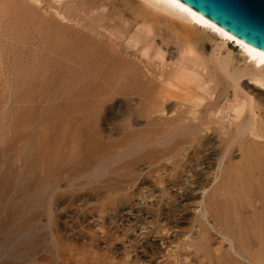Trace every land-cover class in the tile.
Instances as JSON below:
<instances>
[{
    "label": "bare ground",
    "instance_id": "1",
    "mask_svg": "<svg viewBox=\"0 0 264 264\" xmlns=\"http://www.w3.org/2000/svg\"><path fill=\"white\" fill-rule=\"evenodd\" d=\"M155 196L157 232L196 206L164 264H264V52L178 0H0V264H99L88 214Z\"/></svg>",
    "mask_w": 264,
    "mask_h": 264
},
{
    "label": "rangeland",
    "instance_id": "2",
    "mask_svg": "<svg viewBox=\"0 0 264 264\" xmlns=\"http://www.w3.org/2000/svg\"><path fill=\"white\" fill-rule=\"evenodd\" d=\"M106 11H108V9H106ZM130 18H132V17L130 16ZM206 42L208 44V51H210L212 46L214 45V42L210 41V40H206ZM229 46L232 47L233 51L235 52L236 58L238 59L237 61L242 62L243 61L242 56L238 52L237 48L233 46V43H229ZM176 189H177L176 187H173L172 192L175 193ZM180 192H182V191H180ZM157 194H158V192L155 193V195H157ZM141 200L142 199L138 198V197L134 198L132 200V205L135 209L134 214H132L131 212H128L126 210H123L122 214H121V218H124V223L123 224L120 223V225L112 224V225H110L111 228H109L107 225H103L102 226L103 228H100V226L96 225L97 222H94V220H93V218H96V216H94L92 213L88 214V219L85 222V227L87 226L86 227L87 230L85 229L86 230L85 233H86V236H87L89 241L91 239L93 240V238H94V241H95L94 243H96V245H98L101 248V250L97 251V255H98L97 258L100 259V260L97 259V261H99V264H105L104 261L106 260L108 252H112L111 255L115 254L116 256H118V262L120 263L121 262L120 256L123 257V253H124L125 249L132 250L130 252V256H129L130 258L129 259L134 258L135 253H136L134 251V246L136 247V245H138L137 241L141 240V239H142L141 242H145V241L152 242L153 244L156 245V247L158 248V250L160 252L162 251L160 254L157 253L153 258H150V256H148V254L144 257L145 260H151V261H153L154 264H159V263L164 264V261H167L166 257H163L164 253L166 254L169 251L172 252L174 249H176L175 248V242H173V243H171V242L175 240V236L177 235L176 233L185 234L187 232L186 229L190 226V224L188 223L189 221H186L187 220L186 217L191 218L193 216V210L195 209L194 207H196V206L194 204H189L186 211L179 212L182 209V207H184V208L186 207L187 201L182 202V200L177 199L176 204H177L178 210L176 212H174V214L172 212L173 215L170 214L169 220H171L172 223H174L173 225H175L177 220H179L181 217L183 220H185L184 223H182V222L179 223V225L177 227H173L168 233L165 232L164 230L162 232H157L155 229L156 226L160 225V223L163 224V222L165 221V219L163 217H161L162 220H160V222L154 223V216L152 217V214L154 215L153 212L156 211V206L152 207L150 205L152 204V202L156 203L157 196L152 197V198L149 197L147 199V203H148L147 206H146L147 203H144V200H142V201ZM139 201L142 204L138 203ZM148 208H149V210H148ZM150 208H152L153 210ZM145 217H147V218H145ZM174 220H175V222H174ZM152 222H153V224H152ZM117 224H119V223H117ZM145 227H147V228H145ZM128 228H130V230L128 232H126V230ZM110 229H111V231H110ZM152 229H153V231L151 233H148ZM165 229H166V227H165ZM211 231H212L213 237L216 239L218 238V240H219L220 235L214 229H212ZM213 232H216V233H213ZM146 235H147V237H145ZM91 244H93V243H91ZM137 249H138L139 255H143V256L145 255V253L143 252L142 248L139 247V245L137 246ZM87 250H89V249H87ZM95 250L96 249H93V251L91 250L90 251L91 254L88 253V255H86V252H85V254L83 253V255H85V256H82V254L79 255L77 252L71 250V253H73L74 255L71 254V256L67 259L63 258L60 261L58 260L57 264H87L89 262H84V260H82V258L85 257V259H86L85 261H89V260L94 261V259H90V258H92L93 255L95 254L94 253ZM91 255H92V257H91ZM100 255H101V257H100ZM80 256H82V257H80ZM182 256H184V255H182ZM104 258H105V260H104ZM69 259H70V261H69ZM94 263H95V261H94ZM94 263L92 262L89 264H94ZM95 264H98V263H95Z\"/></svg>",
    "mask_w": 264,
    "mask_h": 264
},
{
    "label": "water",
    "instance_id": "3",
    "mask_svg": "<svg viewBox=\"0 0 264 264\" xmlns=\"http://www.w3.org/2000/svg\"><path fill=\"white\" fill-rule=\"evenodd\" d=\"M236 39L264 52V0H178Z\"/></svg>",
    "mask_w": 264,
    "mask_h": 264
}]
</instances>
